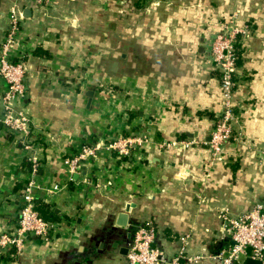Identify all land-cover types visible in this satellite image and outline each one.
<instances>
[{
    "label": "crops",
    "instance_id": "obj_1",
    "mask_svg": "<svg viewBox=\"0 0 264 264\" xmlns=\"http://www.w3.org/2000/svg\"><path fill=\"white\" fill-rule=\"evenodd\" d=\"M12 9L36 209L55 227L48 241L26 235L19 253L0 249V264H130L147 221L161 264L181 247L202 256L181 264H218L232 245L221 214L264 204V0H0V48ZM232 16L248 33L236 36L233 133L214 156L222 97L210 49ZM5 89L0 76V116ZM118 136L145 140L120 155L104 145ZM84 143L98 151L67 181L63 159ZM28 168L21 136L0 122V234L17 227Z\"/></svg>",
    "mask_w": 264,
    "mask_h": 264
},
{
    "label": "built area",
    "instance_id": "obj_2",
    "mask_svg": "<svg viewBox=\"0 0 264 264\" xmlns=\"http://www.w3.org/2000/svg\"><path fill=\"white\" fill-rule=\"evenodd\" d=\"M36 2L46 7L51 0H36ZM9 19L10 27L0 48V76L6 83L2 97L0 122L10 132L21 136V145L26 151L29 162V176L22 190L17 227L13 232L4 231L0 234V249L13 248L19 253L25 243L26 235H33L48 241L55 225L52 221L42 217L36 209L35 191L41 189V185L36 180L40 160L36 155V144L33 138L29 137L30 119L18 103L24 95L25 68L21 62L14 60L10 55L17 32V15L13 9L10 11ZM227 23L230 30L216 33L210 49L211 60L219 70L222 97V111L209 140L210 150L214 156L218 155L222 144L230 139L233 133L236 36L248 33V26L236 24L234 16ZM144 140L141 137L118 136L104 145L108 150H115L120 155H128L134 144L141 145ZM97 151V146L84 143L76 154L65 157L63 164L66 168L67 181H71V175ZM60 188L59 184H54L48 191L57 192ZM221 217L223 219L222 229L230 235L232 245L226 251L214 256L218 264H238L246 257L261 260L264 264V204L257 203L249 211L237 217H230L226 213H222ZM154 236L155 228L150 221L136 227L126 254L130 264H161L160 252L153 246ZM201 258V255L186 254L185 248L181 247L166 264H181V261L197 262Z\"/></svg>",
    "mask_w": 264,
    "mask_h": 264
},
{
    "label": "water",
    "instance_id": "obj_3",
    "mask_svg": "<svg viewBox=\"0 0 264 264\" xmlns=\"http://www.w3.org/2000/svg\"><path fill=\"white\" fill-rule=\"evenodd\" d=\"M81 169H84V167L82 166ZM83 173V172H82ZM78 174L75 173L74 177H77ZM124 218H125V214L124 213H121L119 215V219L122 220L121 222H118L117 224L120 225V226H123L125 223H124ZM241 264H262V261L261 260H258V259H251L249 257H246L242 260V263Z\"/></svg>",
    "mask_w": 264,
    "mask_h": 264
},
{
    "label": "trees",
    "instance_id": "obj_4",
    "mask_svg": "<svg viewBox=\"0 0 264 264\" xmlns=\"http://www.w3.org/2000/svg\"><path fill=\"white\" fill-rule=\"evenodd\" d=\"M35 203H36V201H35ZM40 213V215L42 216V217H44V215L41 213V212H39ZM45 218V217H44ZM45 219H47V218H45ZM48 220V219H47Z\"/></svg>",
    "mask_w": 264,
    "mask_h": 264
}]
</instances>
